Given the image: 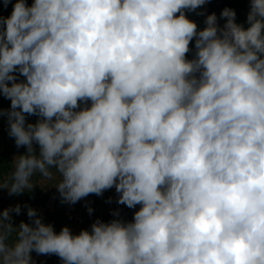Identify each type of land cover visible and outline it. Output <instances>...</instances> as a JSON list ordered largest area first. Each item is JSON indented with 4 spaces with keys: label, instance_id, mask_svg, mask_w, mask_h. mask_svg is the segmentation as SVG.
Segmentation results:
<instances>
[{
    "label": "clouds",
    "instance_id": "clouds-1",
    "mask_svg": "<svg viewBox=\"0 0 264 264\" xmlns=\"http://www.w3.org/2000/svg\"><path fill=\"white\" fill-rule=\"evenodd\" d=\"M207 2L16 0L0 16V117L26 147L0 189L19 195L55 169L62 203L114 187L117 204L140 206L77 235L27 205L18 228L21 205L0 211V264H35L33 251L63 264H264V0H249L247 29L225 8L222 27L213 13L198 30L186 12Z\"/></svg>",
    "mask_w": 264,
    "mask_h": 264
},
{
    "label": "rangeland",
    "instance_id": "rangeland-1",
    "mask_svg": "<svg viewBox=\"0 0 264 264\" xmlns=\"http://www.w3.org/2000/svg\"><path fill=\"white\" fill-rule=\"evenodd\" d=\"M12 4L14 3H10L7 8H3L2 0H0V16L3 17L10 16L12 12ZM208 7H209L208 2L204 6H202V8L204 9V14L200 16L202 19L207 18ZM187 18L195 22L196 24L198 23L196 19H194L192 16H187ZM23 80L24 77L20 76L17 82ZM10 103H11L10 100L0 95V109L8 110L10 108ZM37 119L38 117L36 116H27L26 123L34 124L37 122ZM8 133H9V125H8L7 117L6 116L0 117V154H3L7 158V160L10 161L12 165L8 174H6L5 177L0 179V184H8L11 182L12 172L14 171L15 168V163H14L15 158L26 153V147L17 148L14 139L10 138ZM34 147L36 148V153L38 155L39 147L38 145H34ZM51 171L53 173L52 179H46L41 177L39 174H37L32 180V183L34 184L32 189L38 190L40 194V200H43L46 197V195L49 194L48 198L45 199V203L41 202L39 204L38 209H39V213L43 214L45 217V220H43V222L45 224H52L54 227V231L58 234L63 227H66L69 224L72 225L77 223V221L75 220V213L77 212V204L69 205L61 202L60 194L55 188L56 184L59 182L60 177L59 174L56 173L55 169H52ZM106 191H104L103 193H105ZM0 193L2 195L9 196V203L11 207H15L18 204L21 205L22 211L20 215H16L15 213L11 214L12 216L11 222L13 226L18 228L21 221H23L24 223L31 224V221L27 216V211H24L22 207L21 202L24 200V196L20 194L15 196H10L7 189H0ZM117 195L119 196L118 193ZM125 207L126 206L123 205L124 209ZM136 207H140V206L137 205ZM135 209L128 208V210H126L129 217L128 219H133L134 214L132 212ZM111 218H113L112 214H111ZM11 235L13 239L11 240L10 245L14 244L17 239V230H13L11 232ZM31 256L32 259L35 261V264H54L53 257L55 255H37L35 254V252L34 253L32 252Z\"/></svg>",
    "mask_w": 264,
    "mask_h": 264
},
{
    "label": "trees",
    "instance_id": "trees-1",
    "mask_svg": "<svg viewBox=\"0 0 264 264\" xmlns=\"http://www.w3.org/2000/svg\"><path fill=\"white\" fill-rule=\"evenodd\" d=\"M16 0H12V3H15ZM27 4L31 6L33 3V0H26ZM209 3V15L215 13L218 18V24L222 27L224 23H226L225 19H220V14L223 9L230 8L233 9L236 12V22L238 24H241L244 26L245 29H247L248 24L246 23L247 14L250 10V2L249 0H208ZM202 12L204 14V9L198 8L195 12H186V16H192L194 19H196L198 30H203L206 25L204 21L206 18H201V15H198L197 13ZM195 39L190 43V48L192 51H190L187 54L188 59H193L195 55ZM12 165L9 160L3 155L0 154V179L5 177L6 174H8L9 170L11 169ZM20 195L24 196V200L21 202L22 207L24 211H27V208L24 207L25 205L30 206L31 208L35 209L39 213V204L41 202L45 203V199L48 198L49 194L46 195V197L43 200H40V194L37 189H32L25 191L21 193ZM20 203V204H21ZM11 205L9 203V196L8 195H2L0 193V211H3L5 209L10 208ZM140 207H136V209L132 212L134 214L135 211H138ZM66 213V212H65ZM64 213V214H65ZM40 214V213H39ZM42 217V220H45V217L43 214H40ZM126 221L131 222L132 219H127ZM13 239L11 233L7 234V243L10 244L11 240ZM34 253V251H33ZM36 254V253H35Z\"/></svg>",
    "mask_w": 264,
    "mask_h": 264
},
{
    "label": "built area",
    "instance_id": "built-area-1",
    "mask_svg": "<svg viewBox=\"0 0 264 264\" xmlns=\"http://www.w3.org/2000/svg\"><path fill=\"white\" fill-rule=\"evenodd\" d=\"M119 196L115 188L107 190L101 196H97L95 194H90L84 199L77 202V212L75 213V220L77 221L76 224H69L68 227L74 235L80 233L81 230H91V225L97 219L102 220L103 222H109L112 219L116 218L113 216L111 218L112 212H119V218L123 220H127L128 210L127 207L123 208V205H119L116 203ZM91 207L93 209L92 214L90 215L87 211V208ZM127 208V209H126ZM54 264H63L61 259L58 256L53 257Z\"/></svg>",
    "mask_w": 264,
    "mask_h": 264
},
{
    "label": "water",
    "instance_id": "water-1",
    "mask_svg": "<svg viewBox=\"0 0 264 264\" xmlns=\"http://www.w3.org/2000/svg\"><path fill=\"white\" fill-rule=\"evenodd\" d=\"M208 5H209V3H208ZM208 15H209V7H208Z\"/></svg>",
    "mask_w": 264,
    "mask_h": 264
}]
</instances>
